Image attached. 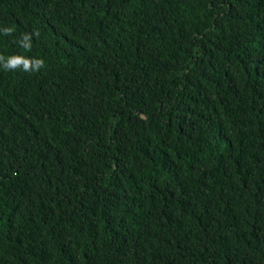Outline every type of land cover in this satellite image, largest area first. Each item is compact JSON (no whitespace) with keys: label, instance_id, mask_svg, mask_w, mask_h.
Wrapping results in <instances>:
<instances>
[{"label":"trees","instance_id":"trees-1","mask_svg":"<svg viewBox=\"0 0 264 264\" xmlns=\"http://www.w3.org/2000/svg\"><path fill=\"white\" fill-rule=\"evenodd\" d=\"M7 25L0 56L44 65L0 69V264H264V0H0Z\"/></svg>","mask_w":264,"mask_h":264},{"label":"clouds","instance_id":"clouds-1","mask_svg":"<svg viewBox=\"0 0 264 264\" xmlns=\"http://www.w3.org/2000/svg\"><path fill=\"white\" fill-rule=\"evenodd\" d=\"M14 31L13 26L7 25L0 27V34H11ZM35 34V30H33ZM31 35L27 32L21 34L18 43L24 49H30L32 46ZM44 65V60L42 57H23L19 55H9L7 57L0 56V69L12 70L16 68H21L23 71H38Z\"/></svg>","mask_w":264,"mask_h":264}]
</instances>
